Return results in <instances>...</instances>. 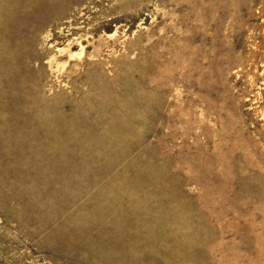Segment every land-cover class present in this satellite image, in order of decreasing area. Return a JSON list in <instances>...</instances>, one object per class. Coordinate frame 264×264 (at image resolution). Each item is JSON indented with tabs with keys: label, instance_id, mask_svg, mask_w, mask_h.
Here are the masks:
<instances>
[{
	"label": "rangeland",
	"instance_id": "374dc122",
	"mask_svg": "<svg viewBox=\"0 0 264 264\" xmlns=\"http://www.w3.org/2000/svg\"><path fill=\"white\" fill-rule=\"evenodd\" d=\"M0 264H264V0H0Z\"/></svg>",
	"mask_w": 264,
	"mask_h": 264
}]
</instances>
